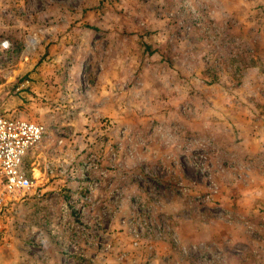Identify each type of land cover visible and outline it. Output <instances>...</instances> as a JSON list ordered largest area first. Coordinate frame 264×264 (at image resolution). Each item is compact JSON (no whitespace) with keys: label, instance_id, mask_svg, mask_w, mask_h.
<instances>
[{"label":"rangeland","instance_id":"1","mask_svg":"<svg viewBox=\"0 0 264 264\" xmlns=\"http://www.w3.org/2000/svg\"><path fill=\"white\" fill-rule=\"evenodd\" d=\"M0 109L45 129L0 264H264V0H0Z\"/></svg>","mask_w":264,"mask_h":264},{"label":"built area","instance_id":"2","mask_svg":"<svg viewBox=\"0 0 264 264\" xmlns=\"http://www.w3.org/2000/svg\"><path fill=\"white\" fill-rule=\"evenodd\" d=\"M44 131L42 124L7 115L0 109V210L32 187L23 158L39 144Z\"/></svg>","mask_w":264,"mask_h":264},{"label":"trees","instance_id":"3","mask_svg":"<svg viewBox=\"0 0 264 264\" xmlns=\"http://www.w3.org/2000/svg\"><path fill=\"white\" fill-rule=\"evenodd\" d=\"M173 24L177 27V24L175 23V20L173 21ZM211 38H209L208 36H203L202 38H200L202 41L206 42V44H211L210 46V51H213V53H216L217 55H226L227 57H225V59H230L231 61L234 62V60L232 58H229L230 56L227 55V52H226V49L224 50H216L215 49V45H213L212 43L214 42V39L215 37L213 36H210ZM188 40H193V38H197V37H193V34L190 36H187ZM199 39V38H197ZM161 41V40H159ZM171 41V40H170ZM141 45L144 46V48H146L148 50V48L151 46V43L154 44V48H153V53L154 50H158V47H164V50L160 53V62L162 63V67L163 68H170V65L171 64V49L168 48L167 46H170L171 45V42H168L167 38H165L162 42H156V43H159V44H155L154 40H152V42H145V40H141ZM158 46V47H157ZM156 47V48H155ZM152 51H149L148 53H151ZM155 55L157 56V54L155 53ZM235 63V62H234ZM212 66V63L210 64V66L208 64H206V62H201L200 64V72L201 74L206 78L208 77V79H210V81H216L220 76H219V73H218V69H214V70H210ZM210 67V68H209ZM210 70V72H209ZM206 71H208V73H206ZM206 73V74H205ZM230 78H232L231 76H229ZM233 79H236L237 83L238 81H240L239 78L237 77H234ZM239 79V80H238Z\"/></svg>","mask_w":264,"mask_h":264}]
</instances>
